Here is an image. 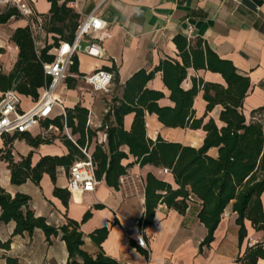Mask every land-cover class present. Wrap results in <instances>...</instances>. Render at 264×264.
<instances>
[{
	"label": "crops",
	"instance_id": "obj_1",
	"mask_svg": "<svg viewBox=\"0 0 264 264\" xmlns=\"http://www.w3.org/2000/svg\"><path fill=\"white\" fill-rule=\"evenodd\" d=\"M32 6L42 18L48 13L50 2L36 0ZM67 6L79 15L78 21L97 6L96 15L107 22L104 30L93 35L101 43L104 55L92 58L78 54V72L84 76L113 66L116 78L110 90L103 92L93 90L81 77H71L75 79L74 87L65 86L60 90L62 107L56 106L49 119L79 103L88 110V126L97 130L103 122L109 101L121 96L125 82L135 72L141 69L149 72L163 60L181 64L173 41L175 36L180 35L191 44L201 38L220 59L230 61L239 75L248 77L249 89L241 111L246 122H261L264 130V0H67ZM25 26L27 22L21 16L0 24V71L5 74L13 69L18 54L17 47L10 42V36L14 29ZM48 37L51 38L50 35ZM39 43L42 45L40 40ZM194 79L226 86L220 73L188 67L180 88L191 89ZM146 87L164 94L158 100L160 106L174 105L168 98L169 90L163 83L161 72H156ZM34 101L29 96L20 95L19 109L27 110ZM205 106L203 90L198 88L192 104L196 118L205 115ZM221 109V105H215L206 113L204 122L212 118L218 127L222 126L219 121ZM132 120L133 113L123 117L125 130H130ZM144 122L146 137L151 140L160 136L165 141L195 148L203 143L205 132L202 129L166 127L156 114L148 112H145ZM42 127V124L36 125L25 133L36 136ZM64 133L70 135L67 129ZM101 135L102 132L97 130L88 147L89 153ZM10 137L6 135L0 138V151L10 148L15 161L31 153V165H35L42 156L68 153L59 138L52 143L32 147L24 138L17 137L5 146V141ZM120 150L128 154L126 145L121 146ZM207 154L216 157L217 148H209ZM133 161V157L128 155L121 163L127 165ZM56 171L55 186L66 189V169L57 167ZM147 173L177 188L173 176L162 168L133 163L120 177L118 189L108 187L102 180L92 192L69 193L67 206H64L53 195L54 184L48 174L42 175L39 184L31 180L20 185L11 184L7 163L0 158V186L11 195L27 194L30 197L28 208L36 216L44 217L48 224L60 226L67 219L80 221L87 211L90 212V217L80 225L84 240L81 248L93 256L99 247L88 235L102 227H107L108 233L100 243L101 250L122 264H240L236 258L244 252L248 239L264 245V233L254 230L248 220H244L246 237L239 245V227L235 222L237 215L229 204L221 215L213 240L208 247L203 246L200 250L207 229L197 217L201 204L195 197H192L183 214L158 204L152 223L140 230L138 221L144 213ZM260 199L264 209V190ZM96 205L102 207L96 208ZM14 227L13 221H0V240L10 239L9 249H0V264H6L5 256L16 258L19 264H67L66 244L60 235L51 236L48 240L39 229L31 235H13ZM140 235L145 239L146 249L137 244ZM78 262L81 264L80 260ZM257 264H264V259H259Z\"/></svg>",
	"mask_w": 264,
	"mask_h": 264
},
{
	"label": "trees",
	"instance_id": "obj_2",
	"mask_svg": "<svg viewBox=\"0 0 264 264\" xmlns=\"http://www.w3.org/2000/svg\"><path fill=\"white\" fill-rule=\"evenodd\" d=\"M48 2L50 8L47 14L42 15L41 30L50 35L53 42L40 45L37 54L29 26L14 29L10 42L18 49L17 59L8 74L0 71L1 93L14 90L19 95L36 100L40 90L50 83L51 78L44 74L43 64L52 62L54 56L50 51L60 41L72 40L79 15L67 6V0ZM11 18H20L15 9L0 11V24ZM173 41L181 64L163 60L149 72L143 69L135 72L125 82L121 96L109 101L103 122L97 129L105 134V142H96L89 153L94 177L98 181L103 180L108 187L118 189L120 177L133 163L167 169L177 188H172L169 183L151 173H147L145 177L144 213L138 221L140 230L152 223L158 204H164L183 214L192 197H195L201 204L197 217L207 229L206 236L200 243V250L203 246L208 247L213 240L221 215L229 204L237 215L235 222L239 227L238 243L241 245L246 237L244 220H248L254 230L264 233V209L260 199L264 190V130L261 122H246L241 111L243 99L249 89V79L239 75L230 61L220 59L201 38L191 44L185 37L178 35ZM188 67L220 73L226 86L194 79L192 88L183 90L180 83L186 77ZM105 70L113 72L114 79L116 78L115 67ZM158 71L162 73L163 83L169 90L168 98L174 103L172 107L160 106L158 100L164 94L146 87V83ZM69 72L83 76L78 72L77 56L73 57ZM65 84L72 88L75 79L67 77ZM198 88L203 90V99L206 101L205 115L215 105L222 106L219 113L222 126L218 127L212 118L204 122L205 115L195 117L192 104ZM145 112L156 114L166 127L202 129L205 132L202 145L195 148L165 141L160 136L154 140L147 138ZM129 113H133V120L127 131L123 128V117ZM87 121L88 110L78 103L72 108H65L63 114L53 119L42 120L43 127L55 125L60 131L57 135L31 136L25 132L12 134L5 141V146L17 137L24 138L32 147L52 143L59 138L68 153L62 156L45 155L35 165H31V153L15 161L10 148L1 150L0 158L7 163L11 184L20 185L27 180L39 184L42 175L46 173L54 184L53 195L67 206L69 192L55 186L56 170L57 167H64L68 176L70 166L85 159L82 149L88 151L97 131L91 129ZM65 129L70 131V135L64 133ZM123 145L128 147V154L120 150ZM211 147L217 148L216 157L207 154ZM128 155L134 161L122 165L121 161L127 159ZM29 201L27 194L11 195L0 186V221L14 222L13 235H31L36 229L41 230L48 240L51 236L60 235L66 244L67 264H77L78 260L81 264H122L105 255L100 248V243L108 233L107 227L97 228L88 235L99 247L94 256L81 248L84 240L80 225L90 217L89 211L80 221L67 219L65 224L54 226L48 224L44 217L36 216L28 208ZM95 207L100 208L102 205ZM9 246L10 239L0 240V249L8 250ZM259 259H264V245L262 242H255L251 246L247 245L236 261L240 264H257ZM5 260L6 264H19L11 256H5Z\"/></svg>",
	"mask_w": 264,
	"mask_h": 264
},
{
	"label": "built area",
	"instance_id": "obj_3",
	"mask_svg": "<svg viewBox=\"0 0 264 264\" xmlns=\"http://www.w3.org/2000/svg\"><path fill=\"white\" fill-rule=\"evenodd\" d=\"M36 0H0V11L15 9L18 14L25 18L29 26L34 41L35 51L38 54L40 46L37 40L38 32L41 30L42 18L37 15L32 4ZM97 6L82 17L75 28L71 41H60L51 49L54 58L52 62L43 64L44 74L50 76V83L40 90L38 98L27 110H20V95L14 90H7L0 95V138L14 133H24L30 131L34 126L40 125L42 120L51 118L56 106L62 107L60 90L65 88L67 77H79L75 73H70L69 68L72 59L80 53L92 58H101L104 49L99 40L94 38V34L104 30L107 22L96 15ZM85 83L90 85L95 91L108 92L114 79L111 71L98 69L81 77ZM59 129L48 124L42 127L39 134L49 136L59 134ZM99 143L105 142V134L102 133ZM85 159L74 162L69 169L67 176V191L73 195L76 193L92 192L99 183L93 173V165L90 154L82 149ZM167 172V169H163ZM254 242L248 239L247 245ZM137 244L146 249L145 239L142 235L137 239Z\"/></svg>",
	"mask_w": 264,
	"mask_h": 264
},
{
	"label": "rangeland",
	"instance_id": "obj_4",
	"mask_svg": "<svg viewBox=\"0 0 264 264\" xmlns=\"http://www.w3.org/2000/svg\"><path fill=\"white\" fill-rule=\"evenodd\" d=\"M36 38L37 40H40L42 42V45L53 42L51 38L49 39L48 35L44 32L43 29L38 32V35Z\"/></svg>",
	"mask_w": 264,
	"mask_h": 264
}]
</instances>
